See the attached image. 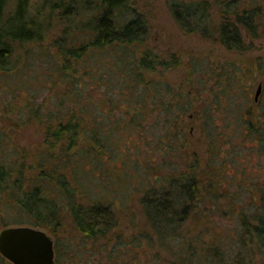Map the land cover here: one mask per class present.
Wrapping results in <instances>:
<instances>
[{
	"label": "trees",
	"instance_id": "16d2710c",
	"mask_svg": "<svg viewBox=\"0 0 264 264\" xmlns=\"http://www.w3.org/2000/svg\"><path fill=\"white\" fill-rule=\"evenodd\" d=\"M7 4L8 0H0L1 82L10 84L37 61H49L43 73L50 74L53 66L67 87L54 96L52 104L30 106V114L44 124L43 146L27 153L0 136V228L26 224L55 235L68 213L80 243L71 244L70 237L60 244L55 240L53 264H66L65 254L81 251L89 241L93 245L111 243L117 226L116 203L125 205L128 197L136 194L159 250L165 253L168 249L173 258L163 264H227L214 240L194 242L175 234L190 212H198L201 187L214 203L217 176L209 169L200 172L197 150L186 147L194 146L192 132L184 126L177 131L176 118L192 110V96L189 90L174 89L162 75V70L177 66L180 60L172 53L164 56L152 51L147 43L146 17L130 0H45L39 6H31L29 0H15L9 9ZM167 5L181 29L214 38L227 49L244 50L250 44L246 43L247 36L251 41L264 35V0H168ZM48 41L50 45H45ZM101 66L116 73L120 85L117 97L110 91L114 99L109 97L112 107L108 109L88 105L82 96L84 75H96ZM191 68L194 71V65ZM5 87L0 84V90ZM91 88L96 92V85ZM169 94L175 101L168 100ZM70 99L75 101L73 105L67 103ZM147 102L152 106L149 111ZM114 108L129 121L105 120L103 116L114 114ZM4 109L6 104L0 101V114ZM150 111L157 119L149 128H165L161 140L165 132H169L167 138L177 133L176 139L183 138L178 145L180 155H176L183 163L169 174L153 173L151 163L138 173V158L121 159L111 152V130L124 124L147 130L143 118ZM205 116L208 130L210 113L206 111ZM246 123L249 130L251 122ZM206 136L211 139L209 132ZM161 149L170 152L172 146ZM188 157L192 159L187 164ZM119 158L120 164L115 163ZM214 160L211 154L207 165ZM204 180L209 181L206 186L202 185ZM119 193L125 194L123 199ZM243 216L238 240L252 255L256 245L259 252H255L264 258V190L255 212ZM115 235L119 240L104 264H134L137 255L131 256L129 246H154L149 235L136 236L135 243ZM96 251L100 254L99 249ZM0 264L12 263L0 255Z\"/></svg>",
	"mask_w": 264,
	"mask_h": 264
},
{
	"label": "rangeland",
	"instance_id": "374dc122",
	"mask_svg": "<svg viewBox=\"0 0 264 264\" xmlns=\"http://www.w3.org/2000/svg\"><path fill=\"white\" fill-rule=\"evenodd\" d=\"M29 1L31 6H39L45 0ZM14 2L15 0H8L7 8ZM130 3L148 21L147 43L152 51H158L164 56L172 53L179 58L180 63L177 66L162 70V75L174 89L189 90L193 100L192 110L187 115L177 116V131L184 126L192 132L194 146L187 144L186 147H190V151L197 150L200 172L209 169L211 175L217 176V179H214V192L212 190L215 194L212 199L214 203L201 187L198 212H190L179 232L175 234H179L183 239H193L194 242L204 240L205 243H210L214 240L213 245L219 246L227 264H264L263 256L256 253L259 252L256 245L253 246L252 255V251L241 246V240H238L243 215L250 216V213L255 212L264 190V35L251 41L247 36L246 43L250 44L244 50L227 49L214 38L181 29L168 8V0H130ZM53 22L57 25V20ZM44 43L50 45V41ZM50 49L54 54L52 46ZM48 63L50 62L37 61L36 66L27 67L23 75L14 78L11 85L8 82V85L2 83L0 79V84L6 86L5 90H0V101L6 104V109L0 114V136L5 143H10L16 149L25 150L27 153L36 151L38 145L43 146L44 140V124L30 114V106L43 107L52 104L56 101L54 96L67 87V81L57 76L53 66L50 67V74L43 73L48 70ZM193 65L194 71L191 68ZM192 71L197 72V75ZM83 78L85 88L82 96L85 97V102H89L88 105L104 106V109L111 108L112 104L108 99L114 97L110 96V91L117 97L120 90L117 74H112L101 66L96 75H84ZM191 79H194L193 83ZM98 80L100 86L96 84ZM259 84L261 88L255 97ZM93 85L97 87L96 92H91ZM174 99L169 94L168 100ZM74 102L70 99L67 103L73 105ZM150 108L152 106L148 103L147 110ZM206 111L210 113L208 130L204 123ZM114 112L103 118L107 121L123 120L124 117L119 116L116 108ZM164 117L163 113L161 118ZM156 119L150 111L143 118L147 130L132 127L130 124L119 125L120 129L111 130V152L121 159L124 156L138 158L141 163L138 173L144 169V165L151 163L153 173L169 174L174 169L179 170L180 163H183L180 157H176L180 155L178 145L183 141V138L176 139L179 131L175 136L171 134L170 138L166 137L169 132H165L161 140L159 136L165 128H149L150 123ZM124 120L129 121L128 117ZM246 121L251 122L249 130ZM168 131L172 132V129L169 128ZM208 132L211 139L206 136ZM163 145L167 148L172 146L171 151L162 150ZM174 148L178 153L174 152ZM211 154L215 160L211 165H207V158ZM120 158L115 160V163L120 164ZM164 158L169 162L163 160ZM191 159L192 157H188L186 163H190ZM165 161L168 163L166 166L163 164ZM208 182L201 184L206 186ZM130 190L131 186L128 188V191ZM119 196L123 199L125 194L119 193ZM116 205L115 234L118 233L123 240H129L130 243L134 242L136 236L152 237V248L144 244L140 247L129 246L131 256L137 255L134 264L165 263L170 257L169 251L167 249L163 253L159 250L138 196L134 194L128 197L125 205ZM43 229L51 236L53 242L58 240L60 244L63 239L70 237L71 244L80 243V235L68 213L64 214L63 227L57 234L53 235ZM115 234L107 246L104 242H95L96 246L89 241L81 251L65 254L66 264H104L107 253L118 239ZM98 249L100 254L96 251ZM170 259L173 260L172 257Z\"/></svg>",
	"mask_w": 264,
	"mask_h": 264
},
{
	"label": "water",
	"instance_id": "95a60500",
	"mask_svg": "<svg viewBox=\"0 0 264 264\" xmlns=\"http://www.w3.org/2000/svg\"><path fill=\"white\" fill-rule=\"evenodd\" d=\"M260 88L259 84L255 97ZM0 255L12 264H53L54 242L41 227L6 226L0 229Z\"/></svg>",
	"mask_w": 264,
	"mask_h": 264
}]
</instances>
